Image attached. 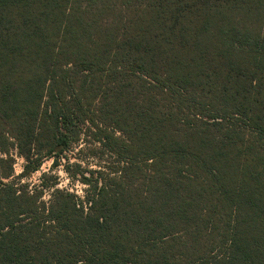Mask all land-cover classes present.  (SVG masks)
I'll use <instances>...</instances> for the list:
<instances>
[{
  "label": "trees",
  "instance_id": "trees-1",
  "mask_svg": "<svg viewBox=\"0 0 264 264\" xmlns=\"http://www.w3.org/2000/svg\"><path fill=\"white\" fill-rule=\"evenodd\" d=\"M0 264H264V0H0Z\"/></svg>",
  "mask_w": 264,
  "mask_h": 264
},
{
  "label": "rangeland",
  "instance_id": "rangeland-1",
  "mask_svg": "<svg viewBox=\"0 0 264 264\" xmlns=\"http://www.w3.org/2000/svg\"><path fill=\"white\" fill-rule=\"evenodd\" d=\"M82 147L83 146H81L80 148ZM79 149L68 155L70 163L76 162L77 156H82L83 158H87V161H85L84 164L85 167H89L90 169H96L98 166V160L94 157H89V155L85 152H78ZM15 159L16 163L14 165L13 178H15V180L16 178L19 179V181L23 184H28L30 189L33 190H35L36 187H42V189L44 190L43 199L45 201H48L51 198V194L53 193L54 189L68 190L70 192L76 193L80 197L84 195V190L86 186L78 182L77 179H72L64 170L66 160L63 159L60 162L61 164L55 167L53 165L55 161L54 158L45 159L43 160L38 170L31 174L21 176L24 171V165L26 164L25 160L22 157H19L18 155H15ZM100 161L103 162V160L101 159ZM52 176L57 178V181L54 186H51V184L54 182Z\"/></svg>",
  "mask_w": 264,
  "mask_h": 264
}]
</instances>
